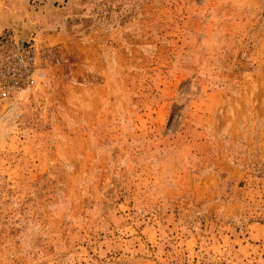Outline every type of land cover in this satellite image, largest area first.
Wrapping results in <instances>:
<instances>
[{
  "label": "rangeland",
  "instance_id": "rangeland-1",
  "mask_svg": "<svg viewBox=\"0 0 264 264\" xmlns=\"http://www.w3.org/2000/svg\"><path fill=\"white\" fill-rule=\"evenodd\" d=\"M44 77L0 102V264H264V0H0Z\"/></svg>",
  "mask_w": 264,
  "mask_h": 264
},
{
  "label": "built area",
  "instance_id": "built-area-1",
  "mask_svg": "<svg viewBox=\"0 0 264 264\" xmlns=\"http://www.w3.org/2000/svg\"><path fill=\"white\" fill-rule=\"evenodd\" d=\"M43 77L34 45L13 31L1 32L0 102H14L30 94Z\"/></svg>",
  "mask_w": 264,
  "mask_h": 264
}]
</instances>
